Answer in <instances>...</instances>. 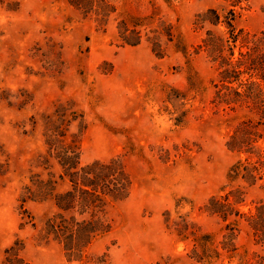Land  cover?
Wrapping results in <instances>:
<instances>
[{
	"label": "rangeland",
	"instance_id": "rangeland-1",
	"mask_svg": "<svg viewBox=\"0 0 264 264\" xmlns=\"http://www.w3.org/2000/svg\"><path fill=\"white\" fill-rule=\"evenodd\" d=\"M108 1L115 12L101 28L66 0H0V264L16 239L30 264H192L164 224V211L178 202L181 212L193 206L191 217L205 230L218 228L198 208L226 184L235 155L225 146L227 115L211 103L215 66L194 50L202 34L194 20L237 0ZM236 9L238 27L264 28V0H241ZM149 16L146 31L162 20L175 36L168 44L159 38L163 58L145 41L131 47L116 39L119 20ZM68 100L87 123L81 162L121 156L132 181L129 196L109 207L111 232L82 262H68L58 243L40 239L55 211L50 201H28L27 224L18 201L44 152L40 114ZM259 198L250 191L247 203Z\"/></svg>",
	"mask_w": 264,
	"mask_h": 264
},
{
	"label": "trees",
	"instance_id": "trees-1",
	"mask_svg": "<svg viewBox=\"0 0 264 264\" xmlns=\"http://www.w3.org/2000/svg\"><path fill=\"white\" fill-rule=\"evenodd\" d=\"M240 1L228 9L209 8L194 20L202 33L194 50L203 52L215 66L211 103L227 115L231 128L225 146L235 160L220 192L198 208L200 214L215 221L217 230H205L194 220L193 206L181 212L178 202L173 213H163L166 230L185 244L192 264H264V199L247 203L250 191L264 194V28L250 33L238 27ZM66 2L84 17L93 16L101 28L115 12L108 0ZM149 19L153 17L119 20L116 39L120 46L131 47L145 41L156 58H163L159 38L165 37L168 44L175 36L170 24L162 20L157 28L146 31ZM39 119L44 152L31 164L39 171H31L23 185L19 208L27 215V224L32 217L25 204L50 201L55 211L44 219L40 239L58 243L68 262H82L88 258L89 247L111 232L109 207L129 196L132 181L121 156L81 162V138L87 123L74 102L57 101ZM23 247L21 240H14L4 250L2 264H30L21 255ZM95 260L96 264L103 261Z\"/></svg>",
	"mask_w": 264,
	"mask_h": 264
}]
</instances>
